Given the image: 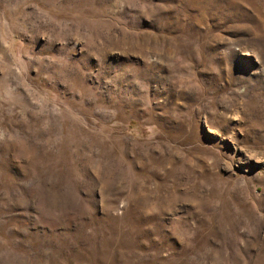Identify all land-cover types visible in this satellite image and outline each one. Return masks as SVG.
Listing matches in <instances>:
<instances>
[{"label":"rangeland","instance_id":"obj_1","mask_svg":"<svg viewBox=\"0 0 264 264\" xmlns=\"http://www.w3.org/2000/svg\"><path fill=\"white\" fill-rule=\"evenodd\" d=\"M0 264H264V0H0Z\"/></svg>","mask_w":264,"mask_h":264}]
</instances>
